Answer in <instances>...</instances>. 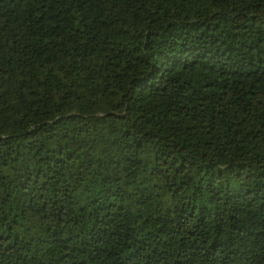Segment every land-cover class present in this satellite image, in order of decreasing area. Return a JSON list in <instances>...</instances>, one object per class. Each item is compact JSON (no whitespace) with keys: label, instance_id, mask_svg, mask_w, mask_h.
<instances>
[{"label":"trees","instance_id":"obj_1","mask_svg":"<svg viewBox=\"0 0 264 264\" xmlns=\"http://www.w3.org/2000/svg\"><path fill=\"white\" fill-rule=\"evenodd\" d=\"M0 264H264V0H0Z\"/></svg>","mask_w":264,"mask_h":264}]
</instances>
